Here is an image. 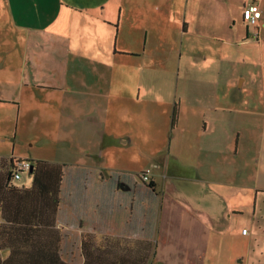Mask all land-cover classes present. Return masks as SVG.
I'll return each mask as SVG.
<instances>
[{
  "label": "crops",
  "instance_id": "1",
  "mask_svg": "<svg viewBox=\"0 0 264 264\" xmlns=\"http://www.w3.org/2000/svg\"><path fill=\"white\" fill-rule=\"evenodd\" d=\"M250 3L260 7L256 27L242 18ZM172 14L180 26L173 44ZM247 50L258 57L248 61ZM172 57L174 83L164 77ZM45 91L93 100L85 131L94 141L87 161L46 160L68 165L66 200L32 232L25 191L33 176L5 185L15 156L0 147V264L28 238L58 245L50 264H123L139 259L140 242L156 243L158 264L167 252L178 264H264V0H0V140L17 129L23 101ZM146 168L156 204L122 199L139 190L130 176L111 188V175ZM34 198L37 210L42 196ZM131 211L141 223L127 218ZM221 241L235 242L223 257Z\"/></svg>",
  "mask_w": 264,
  "mask_h": 264
},
{
  "label": "rangeland",
  "instance_id": "2",
  "mask_svg": "<svg viewBox=\"0 0 264 264\" xmlns=\"http://www.w3.org/2000/svg\"><path fill=\"white\" fill-rule=\"evenodd\" d=\"M169 25L171 42L173 44V38L180 32V26L176 20V16L173 14L170 17ZM244 53H246V56H249L247 59L248 61H253L255 56L258 57L257 50L251 54L248 53V50ZM221 54L227 56L228 52L223 51ZM242 54L243 52L235 56V63L241 62V58L239 57ZM171 63V71L165 72L164 77L169 81L172 80V83H174L178 77L176 59L172 57ZM75 72L82 74L83 70L77 69ZM94 72L97 73V70H94ZM153 72L156 78L162 76V55H159L158 48L154 57ZM168 87V85H163V87L161 86L159 88V90L163 88V91L161 92V94H163L162 96H165ZM95 92L96 90L93 87H90V93L93 94ZM67 104H70V107L75 109L74 116L68 112ZM93 106L94 102L92 99L89 100L88 98L83 97L80 101L66 93L62 95L60 92L55 91H45L44 95L36 98V100L26 98L23 101L21 118L17 129L12 126L9 132H6L7 134L5 133V138L0 140V147H7L9 153L19 158L29 157L44 161H59L64 163L87 161L88 158L86 157V152L92 145L94 138L91 137L89 140L90 134L85 131L87 130L91 132L88 124L89 115H86V113L88 109L92 111ZM24 116L26 117L25 119ZM153 126L156 127V130L162 131L164 128V122L163 120H159L158 122L153 123ZM91 157H94V155ZM135 179L138 178L135 177ZM147 192L149 195H142L141 192L138 194L139 199L137 205L140 206L157 203L158 196L150 191ZM136 214L137 211H135V220H137L138 217L139 220L137 222L141 223L142 214H138L137 216ZM171 221L175 222V219ZM177 222H180V220ZM187 223L188 222L181 223L182 227L180 226L184 234H186L187 231H184L183 227H185ZM172 224L175 223L172 222ZM156 229L158 230L157 226ZM192 231L194 230L192 229ZM234 243L221 241V244L219 245L220 256L223 257L227 251L234 246ZM155 246L156 243L154 242L151 247L150 260H148L147 264L159 263L156 260H151L155 255ZM171 248L177 252L180 246L172 244ZM169 256L170 255L167 252L165 260L162 261L167 264L179 263V261L169 260ZM159 257L163 258L162 255H159ZM186 261H191V259Z\"/></svg>",
  "mask_w": 264,
  "mask_h": 264
},
{
  "label": "trees",
  "instance_id": "3",
  "mask_svg": "<svg viewBox=\"0 0 264 264\" xmlns=\"http://www.w3.org/2000/svg\"><path fill=\"white\" fill-rule=\"evenodd\" d=\"M176 120V110H173L172 112V118H171V128H170V134L172 133L173 126L175 124ZM29 161L31 164V167L28 169H20L19 162L20 161ZM52 165L56 166L57 168H61V172L58 171L57 173L52 171ZM39 159H27V158H19V157H13L10 156L9 158V168H8V174L5 180V185H7L11 179H19L21 175L25 172H31L33 176V181L31 187L26 189V193L28 194L27 201L30 203V206L28 208V211L26 212V221L28 226V231L32 232V228L30 226H36L39 225H46V223H49L51 220L55 219L56 216V210L57 205L60 204V201H65L66 197L61 196L62 191L64 192L65 186L67 184V177H66V171L68 169L67 164H57L54 165ZM52 169V170H51ZM150 169L151 168H146ZM146 169L140 171L139 173H131L128 174L126 172H123V176L120 174H114L111 175L108 179L109 182L113 186L111 188L114 190L117 188V186L121 183L122 178H125L127 176H130L131 178H138L133 181L132 184L129 183V187L131 188H138V192H132L129 197L126 198V195L123 196L124 199H129V202H132V199L136 198L139 199V191L144 188L151 193L155 194V183L150 178V173L146 172ZM81 170L85 173L86 171L89 172V169L81 168ZM148 174V179L143 180V176ZM19 174V177L16 178L15 175ZM135 174V175H134ZM40 194L42 196L41 199V206L37 207V210H35L32 206V203H36V198H34L35 194ZM137 196V197H136ZM127 218L130 220L133 216L135 217V212H127ZM137 216V215H136ZM151 242H140V257L138 260H125L123 261V264H147L148 259L150 257L151 253ZM58 245L51 246L50 243L42 244L37 243L35 241L27 239V243L24 245H21L20 247L18 245H12L10 246L9 256L8 259L4 261V264H50L52 261L51 254L57 253ZM18 256H20V259H18Z\"/></svg>",
  "mask_w": 264,
  "mask_h": 264
},
{
  "label": "built area",
  "instance_id": "4",
  "mask_svg": "<svg viewBox=\"0 0 264 264\" xmlns=\"http://www.w3.org/2000/svg\"><path fill=\"white\" fill-rule=\"evenodd\" d=\"M261 11L260 7L256 3H250L243 7L242 9V18L243 20L250 26L256 27L258 24V20L260 17ZM257 32L255 31L254 36H256ZM20 169H28L31 167V164L29 161H20L19 162ZM147 173H150V169H146ZM16 178L19 177V174L15 175ZM143 180L148 179V174L145 173V175L142 177ZM248 232L247 228H243L241 230L242 234H246Z\"/></svg>",
  "mask_w": 264,
  "mask_h": 264
}]
</instances>
